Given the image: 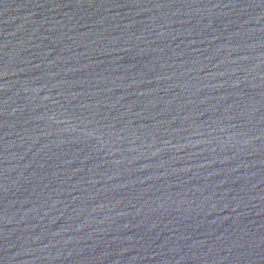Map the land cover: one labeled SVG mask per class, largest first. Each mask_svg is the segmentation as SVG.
Here are the masks:
<instances>
[{
  "label": "water",
  "instance_id": "water-1",
  "mask_svg": "<svg viewBox=\"0 0 264 264\" xmlns=\"http://www.w3.org/2000/svg\"><path fill=\"white\" fill-rule=\"evenodd\" d=\"M0 264H264V0H0Z\"/></svg>",
  "mask_w": 264,
  "mask_h": 264
}]
</instances>
